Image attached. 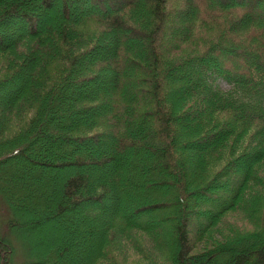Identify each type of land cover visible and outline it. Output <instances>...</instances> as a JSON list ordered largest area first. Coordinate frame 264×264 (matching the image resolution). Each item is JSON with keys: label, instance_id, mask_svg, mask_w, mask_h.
<instances>
[{"label": "trees", "instance_id": "trees-1", "mask_svg": "<svg viewBox=\"0 0 264 264\" xmlns=\"http://www.w3.org/2000/svg\"><path fill=\"white\" fill-rule=\"evenodd\" d=\"M124 246L264 264V0H0V264Z\"/></svg>", "mask_w": 264, "mask_h": 264}, {"label": "rangeland", "instance_id": "rangeland-1", "mask_svg": "<svg viewBox=\"0 0 264 264\" xmlns=\"http://www.w3.org/2000/svg\"><path fill=\"white\" fill-rule=\"evenodd\" d=\"M176 1L177 0H170V2H171L172 5L175 4ZM84 171L86 173H90V174L92 173L93 178H95L96 176H98V175H96V173H93V170L91 168L85 169ZM107 172H108L107 169H103V170H101V172H100L99 175H105ZM62 174H63V178H64L65 177V173L62 172ZM55 224L50 225L51 226L50 228H45V227L44 228H41V227L37 228V227H34L33 230L36 232V234L38 236H40V235L41 236H45L46 238L49 239V235H51L52 232L56 229V226H54ZM134 251H135L134 249H130V248H127L126 246H124L123 249L120 250L117 253L116 258L115 257L112 258L111 263H114V264L115 263H120V264H144V262L137 257L139 254L136 251H135L136 254H134ZM114 253H115V251H114ZM114 253L111 252L109 255L111 256ZM150 255H152V254L150 253ZM21 256H22V254H21ZM16 258L17 259L20 258L19 254H17ZM111 263H109V264H111Z\"/></svg>", "mask_w": 264, "mask_h": 264}]
</instances>
